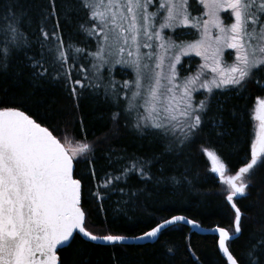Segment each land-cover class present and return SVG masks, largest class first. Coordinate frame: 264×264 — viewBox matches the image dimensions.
Here are the masks:
<instances>
[{"label":"snow or ice","instance_id":"obj_1","mask_svg":"<svg viewBox=\"0 0 264 264\" xmlns=\"http://www.w3.org/2000/svg\"><path fill=\"white\" fill-rule=\"evenodd\" d=\"M73 27L84 39L69 34ZM0 78L19 88L24 78L33 89L58 85L70 100L64 112H42L34 92L0 89V264H68L69 256L91 264L78 242L127 246L129 237L96 230L93 218L107 223L113 197V214L130 218L142 197L160 202L161 185H192L196 151L211 162L233 213L230 228L210 230L224 264H264V235L234 250L247 219L240 198L264 171V97L242 166H230L223 152L226 140L237 148L232 137L244 114L229 102L246 98L250 85L264 92V0H0ZM89 101L106 107L112 124L91 140ZM121 120L138 147L110 146L98 170L97 150L119 134ZM179 225L204 231L174 215L133 239L157 241ZM185 248L189 264H203L190 237ZM176 251L168 247L167 258ZM113 261L120 264L115 252Z\"/></svg>","mask_w":264,"mask_h":264},{"label":"trees","instance_id":"obj_2","mask_svg":"<svg viewBox=\"0 0 264 264\" xmlns=\"http://www.w3.org/2000/svg\"><path fill=\"white\" fill-rule=\"evenodd\" d=\"M31 2L32 0H21V3ZM33 27H35V24ZM68 32L77 40L84 39L82 35L76 33L74 27L69 28ZM193 68H195V64H193ZM120 78L125 77L121 76ZM3 88H8L10 93L13 91L17 93L34 92L32 102L42 112L45 109L64 112L70 107L69 98L58 85L45 84L40 88L33 89L27 83V78H24V85L19 88L12 84L10 78H0V89ZM245 95L246 98L234 97L227 105L228 108L235 105L244 109L243 117L236 122L237 131L232 137L233 140L239 141L237 148L229 147L227 140L223 146V152L229 156L227 163L230 166H242L241 161L250 150V145L258 131V121L252 117L253 105L257 97H264V92L250 85ZM83 114L89 131L94 133V135H89L88 138L90 140L108 132L112 127L106 107L89 101L84 104ZM225 115L227 116V113ZM124 123L123 120L120 121L119 134L111 140L110 145L104 144L103 147L97 150L98 160L96 167L98 170L106 166L103 153L110 146L117 148L126 147L130 152L135 151L138 147L139 142L132 134L130 127H124ZM212 142L217 143L214 137ZM192 158V167L189 173V178L193 181L192 185L185 184L178 190H172L170 187L165 189L161 185L160 202H155L157 199L155 196L151 199L142 197L140 205L136 208L134 214H130V218L113 214L111 205L116 199V197H113V201L107 205L109 207L107 223H104V216H95L93 218L96 230L135 237L142 235L150 226H154L155 220L170 218L174 215L186 216L206 228L217 225L230 228L233 213L220 194L222 185L219 182V178L211 172V167L205 155L196 151L192 153ZM83 167L81 165V169ZM153 171L156 175H159L157 169ZM180 171H183V169L181 168ZM167 174H173L172 169H169ZM133 182H136L135 178H133ZM149 187L151 188L152 185H149ZM258 187L264 188V171L257 173L256 186L252 188L250 197L240 198V203L238 204L247 219L244 220L243 234L234 243V250L237 254L243 253L249 243L264 235V193H258ZM189 237L192 248L203 264H224L216 247V236L194 233L184 225L174 226L173 229L166 230L153 243L127 245L113 249L107 245L92 247L88 244H79L78 242L77 245H74V249H86L91 264H114V252L119 258L120 264H189L191 257L187 254L185 248ZM171 246L177 249L175 259L167 258L169 255L167 248ZM71 260L72 256H69L68 264H71Z\"/></svg>","mask_w":264,"mask_h":264},{"label":"water","instance_id":"obj_3","mask_svg":"<svg viewBox=\"0 0 264 264\" xmlns=\"http://www.w3.org/2000/svg\"><path fill=\"white\" fill-rule=\"evenodd\" d=\"M186 226H188L193 232L198 233V234H200V235H214V236L217 237V235H216L214 232L210 231L211 229H214V227H210V228H203V227H202V228L204 229V231L201 232V231H199V230L193 228L191 225H186ZM150 242H153V241H150V240H143V241H139V242H137V241H135L134 239H131V238H130V241H129L128 244H130V243H134V244H136V245H142V244L150 243Z\"/></svg>","mask_w":264,"mask_h":264},{"label":"rangeland","instance_id":"obj_4","mask_svg":"<svg viewBox=\"0 0 264 264\" xmlns=\"http://www.w3.org/2000/svg\"><path fill=\"white\" fill-rule=\"evenodd\" d=\"M185 59H187V58H185ZM194 59L197 60V61L199 60L198 57H194ZM192 67H193V66H192ZM118 74L121 75L119 72H118ZM118 74H117V73L114 74V75H117V76H115V78L118 79V80L123 79V78H120L122 75L119 76ZM254 110H255V104L253 105V114H252V117L255 119V111H254ZM254 139H255V138H254ZM205 156H206V155H205ZM206 158H207V156H206ZM207 160H208V158H207ZM208 162H209V165H210V167H211V162H210L209 160H208Z\"/></svg>","mask_w":264,"mask_h":264},{"label":"bare ground","instance_id":"obj_5","mask_svg":"<svg viewBox=\"0 0 264 264\" xmlns=\"http://www.w3.org/2000/svg\"><path fill=\"white\" fill-rule=\"evenodd\" d=\"M216 175V174H215ZM217 176V175H216ZM218 177V176H217ZM184 226H186V225H184ZM186 227H188V226H186ZM202 227V226H201ZM189 228V227H188ZM203 228H206V227H203ZM190 229V228H189ZM191 230V229H190ZM192 231V230H191ZM193 232V231H192ZM195 233V232H194ZM198 234V233H197ZM140 236V235H139ZM135 237H137V236H135ZM129 238H131V239H133L134 237H129ZM145 240H147V239H145ZM154 242V241H153ZM153 242H150V243H153ZM146 244V243H145ZM128 245H136V244H134V243H130V244H128ZM143 245V244H142Z\"/></svg>","mask_w":264,"mask_h":264}]
</instances>
